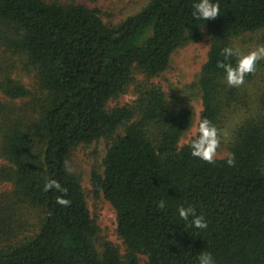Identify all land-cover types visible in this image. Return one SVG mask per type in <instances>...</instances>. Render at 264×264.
<instances>
[{
	"label": "trees",
	"instance_id": "trees-1",
	"mask_svg": "<svg viewBox=\"0 0 264 264\" xmlns=\"http://www.w3.org/2000/svg\"><path fill=\"white\" fill-rule=\"evenodd\" d=\"M195 2L149 0L113 24L74 0H0V182L11 184L0 194V264H198L205 251L215 264H264V86L254 106L217 66L235 67L222 49L264 30V0H217L220 15L205 22L193 19ZM206 36L198 126L207 119L221 141L227 113L247 109L227 145L234 166L228 156L211 164L193 157L194 137L180 144L194 112L151 81L178 49ZM261 67L259 60L244 82ZM19 72L33 75L32 87ZM131 87L132 103L110 105ZM114 135L92 186L116 212L124 252L109 241L96 246L84 188L65 170L76 147ZM52 179L67 192L45 191ZM58 196L71 203L58 204ZM181 206L208 227L182 221ZM24 208L39 213L36 227L27 226Z\"/></svg>",
	"mask_w": 264,
	"mask_h": 264
},
{
	"label": "rangeland",
	"instance_id": "rangeland-1",
	"mask_svg": "<svg viewBox=\"0 0 264 264\" xmlns=\"http://www.w3.org/2000/svg\"><path fill=\"white\" fill-rule=\"evenodd\" d=\"M82 3L89 8L99 9L103 14L106 23H119L127 16L140 11L149 0H74ZM264 30L247 33L246 36L237 40L235 45L237 48L254 50L257 47L264 46L262 41ZM210 48V41L206 36L200 42H191L184 47L178 49L172 56L170 66L159 76L151 79V81L162 88L167 94L168 99L174 104H186L191 107L194 112V119L191 128L184 134L180 144L188 143V141L198 132V122L200 112L202 110L201 94L196 86V82L201 73V69L207 59ZM262 67L256 77L250 81H245L238 87L240 94L245 93L250 103H254L257 99L261 86H264V59H261ZM23 81L32 87L34 84L33 75L30 73H17ZM142 78V77H140ZM136 95L134 87L128 92L121 95L117 100L110 103L111 106L116 104L124 105L132 103ZM17 105H22L23 100L14 101ZM29 102V99H28ZM234 110L227 113V118L222 128V138L220 147L217 149L215 158H223L228 156V142L232 137L236 124L246 117L247 109L233 108ZM117 136V134H116ZM113 137H101L91 144H84L76 147L70 155V166L73 172L79 177L84 188L88 206L92 217L95 219L99 231L95 238V244L99 249L103 248L104 243L112 242L119 247L121 252L125 251L123 240L117 234L116 212L113 206L104 198L102 194L96 195L92 186V172L95 169L102 170L103 159L106 155L108 147L112 144ZM5 164V160L0 154V167ZM11 184L0 182V194L9 191ZM22 218L27 222L29 228H34L39 223V213L36 210L22 209L19 212ZM142 262L146 260V256H141Z\"/></svg>",
	"mask_w": 264,
	"mask_h": 264
},
{
	"label": "clouds",
	"instance_id": "clouds-1",
	"mask_svg": "<svg viewBox=\"0 0 264 264\" xmlns=\"http://www.w3.org/2000/svg\"><path fill=\"white\" fill-rule=\"evenodd\" d=\"M220 5L217 0H196L192 6L191 15L194 20H203L204 22L210 19L217 18L220 15ZM225 61L229 58L236 57V65L233 67L230 63L218 61L217 66L224 70L225 81L229 87H239L244 83L245 75L255 71L256 62L264 59V46H260L247 53L242 52L239 48L225 47L221 53ZM220 134L215 126H213L207 119L199 123L198 133L190 142V151L193 157L199 158L207 163H214L217 149L220 147ZM226 163L228 166L235 165V157L229 155ZM65 170L71 174L72 167L65 162ZM44 190H55L61 193H66L64 188L57 180L52 179L44 184ZM56 202L63 206H68L71 201L63 196H58ZM157 208L164 209L166 201L161 199L157 203ZM178 215L182 221L188 222L190 220L191 227L195 229H206L208 227L207 221L202 214L197 215L196 209L188 207H179ZM198 264H215V260L210 252H202L198 256Z\"/></svg>",
	"mask_w": 264,
	"mask_h": 264
}]
</instances>
